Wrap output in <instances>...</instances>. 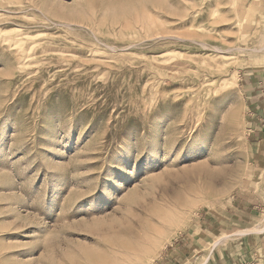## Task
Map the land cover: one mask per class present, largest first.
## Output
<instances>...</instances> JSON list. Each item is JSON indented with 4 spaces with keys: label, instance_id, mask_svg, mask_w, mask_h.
Wrapping results in <instances>:
<instances>
[{
    "label": "rangeland",
    "instance_id": "374dc122",
    "mask_svg": "<svg viewBox=\"0 0 264 264\" xmlns=\"http://www.w3.org/2000/svg\"><path fill=\"white\" fill-rule=\"evenodd\" d=\"M263 228L264 0H0V264H264Z\"/></svg>",
    "mask_w": 264,
    "mask_h": 264
},
{
    "label": "bare ground",
    "instance_id": "6f19581e",
    "mask_svg": "<svg viewBox=\"0 0 264 264\" xmlns=\"http://www.w3.org/2000/svg\"><path fill=\"white\" fill-rule=\"evenodd\" d=\"M216 59H217V58H216ZM161 216H163V215H161ZM158 218H159V216H158ZM157 221H158V220H157ZM170 222H171V221H170ZM263 231H264V228H263L262 230L258 231L257 233H262ZM248 233H249V232H248ZM253 233H254V232H253ZM253 233H252V234H253ZM153 234H154V233H153ZM245 234H247V233H237L236 235L240 237V236H243V235H245ZM255 234H256V233H255ZM150 237H152V236H150ZM225 238H226V237H225ZM227 238H229V237L227 236ZM227 238H226V239H227ZM151 239L153 240V238H151ZM223 239H224V238H223ZM224 240H225V239H224ZM153 241H155V240H153ZM153 241H151V242L148 244V246L151 244L149 247H148V246H147V247H144V248L142 249V251H141L139 254H141V253H147L148 250H151L152 248H150V247L153 246V245H152V242H153ZM220 242H221V241H219V242H218V241L215 242V243L213 244V246H216V245H217L218 243H220ZM144 243H145V242H144ZM145 244H146V243H145ZM155 245H156V243H155ZM145 246H146V245H145ZM153 247H154V246H153ZM137 256H138V254H137ZM139 257H140V256H139ZM125 260H126V259H125ZM131 260H133V259H131ZM131 260H128V259H127V262H126L125 264H137V262H134V261H131ZM119 263H120V262H119ZM123 263H124V262H123ZM120 264H121V263H120Z\"/></svg>",
    "mask_w": 264,
    "mask_h": 264
},
{
    "label": "crops",
    "instance_id": "0c3cea01",
    "mask_svg": "<svg viewBox=\"0 0 264 264\" xmlns=\"http://www.w3.org/2000/svg\"><path fill=\"white\" fill-rule=\"evenodd\" d=\"M215 255H216V263L214 264H233L234 263L233 259L231 258L228 259V257L225 254L224 256L219 255V254H215ZM210 261L211 259L209 258L207 264H209Z\"/></svg>",
    "mask_w": 264,
    "mask_h": 264
}]
</instances>
